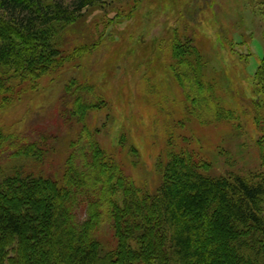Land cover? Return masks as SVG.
I'll return each instance as SVG.
<instances>
[{
  "label": "trees",
  "instance_id": "16d2710c",
  "mask_svg": "<svg viewBox=\"0 0 264 264\" xmlns=\"http://www.w3.org/2000/svg\"><path fill=\"white\" fill-rule=\"evenodd\" d=\"M120 3L127 0H0V111L26 92L24 84L34 89L42 78L72 66L77 74L52 110L78 126L77 141L87 147L83 153L79 146L75 162L77 149L70 142L55 178L40 172L52 150L42 138L29 141L0 129V264H264V37L263 57L246 93L233 89L224 73L215 74L223 75V83L212 77L188 25L173 28L165 39L169 80L181 93L183 112L181 119L172 113L173 131L184 123L198 130L224 124L239 134L240 118L248 116L262 133L256 141L259 167L240 172L221 154L225 172L218 174L200 148L203 142L195 143L200 135L186 145L171 132L158 156L160 182L150 192L137 187L85 126L90 113L107 104L95 85L78 79L79 61L104 41L87 43L88 37L74 45L65 37L89 10ZM189 81L199 97L193 90L186 94ZM144 87L158 90L152 77ZM80 97L86 101L80 103ZM124 143L121 138L118 144ZM129 149L137 162L136 150ZM91 171L96 176L87 189ZM80 208L84 219L77 216ZM101 229L108 236L101 238Z\"/></svg>",
  "mask_w": 264,
  "mask_h": 264
},
{
  "label": "rangeland",
  "instance_id": "374dc122",
  "mask_svg": "<svg viewBox=\"0 0 264 264\" xmlns=\"http://www.w3.org/2000/svg\"><path fill=\"white\" fill-rule=\"evenodd\" d=\"M116 14L121 15L120 19H115ZM183 25L194 33L195 46L209 62L212 72H208L213 78L223 83L226 75L233 89L251 91L253 75L263 57L264 0H127V4L115 8L89 10L65 36L74 45L84 44L88 37L87 43L104 41L90 57L79 61L83 69L78 79L95 85L107 104V108L90 113L85 126L103 151L122 162L137 187L150 192L160 182L158 156L171 132L186 145L185 140L200 135L201 140L197 138L195 143L203 142L200 148L218 174L225 172L222 155L226 154L240 172L259 167L256 141L262 133L248 116H241L239 134L224 124L198 130L196 124L191 125L192 129L184 123L178 129L181 132L170 126L172 113L179 117L183 112L181 93L174 80H169L170 54L165 39L173 28L182 31ZM218 72L224 74L215 76ZM76 74L74 67L66 66L60 73L42 78L34 89L24 84L22 90L26 92L0 111V129L7 134L24 135L29 141L42 138V145L52 147L40 172L55 178L61 176L70 142L77 149L75 162L80 158L82 140H77L82 132L77 125L71 127L70 122L56 117L52 110L63 87ZM150 77L155 78L158 90L145 89ZM228 83L222 84L225 89L230 88ZM185 86L186 94L193 90V95L199 97L190 81ZM79 101L86 100L80 97ZM202 110L204 116V107ZM121 138L125 139L123 147L118 144ZM81 147L84 153L87 147ZM129 147L136 150L137 162L127 154L132 150ZM95 174L91 171L86 176L85 188L92 189ZM77 216L85 218L84 208L77 211ZM100 235L108 236L103 229Z\"/></svg>",
  "mask_w": 264,
  "mask_h": 264
}]
</instances>
